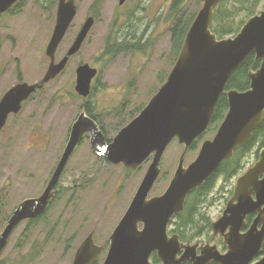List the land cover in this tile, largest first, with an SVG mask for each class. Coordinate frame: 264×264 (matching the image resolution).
I'll list each match as a JSON object with an SVG mask.
<instances>
[{"label": "rangeland", "instance_id": "obj_1", "mask_svg": "<svg viewBox=\"0 0 264 264\" xmlns=\"http://www.w3.org/2000/svg\"><path fill=\"white\" fill-rule=\"evenodd\" d=\"M21 1L22 17L6 20L4 24L13 28L0 32L10 35L9 39L3 35L0 41V99L17 83H39L49 66L45 49L54 27L57 0ZM73 1L77 14L57 49L56 60L63 57L92 12L95 23L85 42L77 55L70 58L64 72L23 103L21 111L10 116L0 132V234L19 203L44 191L83 106L101 119L104 130L99 129L105 141L112 140L139 114L128 120L146 106L175 63L172 28L177 22L183 24L202 5V0H186L172 10L175 0H128L121 7L118 0ZM234 1L227 0V9L235 7L232 28L236 29L250 17L245 11L249 6ZM247 1L256 14L264 8V0L258 6L255 0ZM15 37L19 39L16 48ZM116 40L119 44L128 41L129 46L137 49L106 55L107 43ZM17 56L21 65L18 78ZM80 64L99 71L93 91L86 99L74 91L75 70ZM218 127L204 133L196 150H188L185 166L196 158L202 142L213 138ZM88 142L85 139L71 156L57 185L56 201L47 214L33 225L22 222L13 231L0 255L1 263L72 264L76 249L90 233L95 243L104 247L99 257L103 262L108 238L127 210L150 161L127 171L98 159ZM259 148V144L251 147L241 161L239 172L227 179L217 174L214 188L199 207L205 223L198 224L193 233L199 228L205 230L206 222L210 224L221 215L236 179L256 162ZM181 152L182 146L173 140L162 156L161 173L149 197L164 193ZM191 233L187 231L192 242L205 241L211 236L210 230L205 234ZM150 262L154 264L153 259ZM158 264H161L159 260Z\"/></svg>", "mask_w": 264, "mask_h": 264}, {"label": "water", "instance_id": "obj_2", "mask_svg": "<svg viewBox=\"0 0 264 264\" xmlns=\"http://www.w3.org/2000/svg\"><path fill=\"white\" fill-rule=\"evenodd\" d=\"M14 1L0 0V13ZM126 1L118 0L117 5L121 7ZM220 1L202 0L165 82L110 143L105 141L95 122L84 113L78 116L44 191L19 203L7 220L0 234V255L19 224L45 213L66 165L85 134L92 138V152L111 166L134 171L150 161L127 210L108 238L102 264H151L152 254L161 264L185 261L234 264L235 260L249 264L260 253L264 240V148L259 150L258 160L236 179L225 209L211 223L213 238L223 237L226 254H219L215 246L183 244L177 235L168 234L169 224L183 211L186 198L211 178L223 161L232 158L235 150L248 144L264 116V8L250 17L234 37L217 39L210 27ZM76 14L73 0H58L54 30L45 49L49 59L47 71L39 83H18L2 96L0 131L9 115L18 114L22 103L54 80L69 58L79 52L94 25L93 17L85 20L66 55L55 63V53ZM250 56L261 63L257 70L249 72V88L243 92L226 90L232 74ZM96 76L97 69L88 64L79 65L75 70V93L87 98ZM221 96L226 98L228 106L222 122L213 138L203 141L196 158L185 166L189 147L207 130ZM173 140L182 146L177 167L164 193L149 197L161 173L162 156ZM253 212H258L253 224L245 234L239 235L246 215ZM259 224L263 227L257 230ZM197 249L201 252L198 257L194 254ZM103 251L104 247L97 245L90 233L76 249L72 264H93ZM255 264H264V257Z\"/></svg>", "mask_w": 264, "mask_h": 264}, {"label": "trees", "instance_id": "obj_3", "mask_svg": "<svg viewBox=\"0 0 264 264\" xmlns=\"http://www.w3.org/2000/svg\"><path fill=\"white\" fill-rule=\"evenodd\" d=\"M256 6H258L261 1L263 0H255ZM186 0H175L174 5L172 7V10H175L177 6L181 4H185ZM235 4H244L249 7H245V11L248 12L249 17H252L256 14V11L253 10V6L251 3H249L247 0H235ZM234 5L231 9H227V0H221L213 12V21L210 27V30L217 39H224L229 37H234L238 32L239 28H232L233 20H234ZM196 13L190 16L186 21L183 22V24L177 22V24L172 28L171 32V38H172V50L177 57L179 50L182 46L183 40L185 38L186 32L194 19ZM107 52L106 55L110 56H116L119 53L124 52H130L134 49H137L136 47L129 46V42L127 41L126 44H119L118 41H114L111 43H107ZM261 61L256 60L254 56H250L248 59L244 61L243 64L239 66V68L232 74L231 78L229 79L226 90H237L239 92L246 91L249 88V72L255 71L259 68ZM227 100L224 96H221L214 114L211 118V121L209 123L208 129L205 133H207L212 127H217L222 122L226 112H227ZM83 111L87 115H92L90 108L83 106ZM139 113L137 111L135 115H131V118L128 120H131L136 114ZM94 118V117H93ZM95 119V118H94ZM102 130V129H101ZM204 135V134H203ZM202 135V136H203ZM202 136L198 137L193 144L189 147L190 151H194L198 148V142L201 140ZM107 143H110L111 140H106ZM255 144H259L260 148L264 147V116L262 119L261 124L253 131L252 136L250 138L249 143L237 150H235L234 155L230 159H226L222 162L220 165L218 171L209 178L201 187L197 188L194 192H192L185 200L184 208L181 213L173 217V219L170 222L169 227H174V230L169 231L171 234H177L179 235L180 239L182 241L186 240H192V237L187 234V231H192V234H205L206 231L210 230V224L206 222L204 225L205 230L200 231L202 229L199 228L197 233H193L198 228V224L205 223V219L202 216V214L199 212L200 205L203 202V199L211 192V190L214 188L215 178L217 174L224 175L227 178L232 176L234 173L239 172L241 170V161L246 156L248 151L251 149L252 146ZM57 197V195H56ZM56 201V198L53 199V203ZM51 205L49 206L48 210L51 208ZM41 215L40 217L32 220H28V225H33L37 223L39 220H41L46 214ZM201 233H200V232ZM264 252V249H263ZM151 259H153L154 264H158V260L156 259L155 255L151 256ZM150 259V260H151ZM100 258H98L94 264H101ZM0 264H3L0 262Z\"/></svg>", "mask_w": 264, "mask_h": 264}, {"label": "flooded vegetation", "instance_id": "obj_4", "mask_svg": "<svg viewBox=\"0 0 264 264\" xmlns=\"http://www.w3.org/2000/svg\"><path fill=\"white\" fill-rule=\"evenodd\" d=\"M128 1V0H127ZM126 1V2H127ZM57 7H58V0H57ZM57 7H56V13H57ZM21 10H22V1L21 0H15L14 2H13V4L11 5V6H9L5 11H3V12H1L0 13V32L1 31H3V30H5V31H7L8 30V28L10 27L11 29L13 28L12 27V25L10 24V25H6V24H4V22L6 21V20H13V19H16V17H22V12H21ZM92 15V16H91ZM76 17V16H75ZM88 17H93V18H95V16L92 14V12H90V14L88 15ZM87 17V18H88ZM86 18V19H87ZM75 19V18H74ZM17 20V19H16ZM74 21V20H73ZM55 22H56V14H55ZM55 22H54V26H55ZM85 22V21H84ZM73 23V22H72ZM94 23H95V19H94ZM72 25V24H71ZM71 25H70V27H71ZM83 25V24H82ZM70 27L68 28V30H67V32H66V34H65V36H64V38L62 39V41H61V43L63 42V40L65 39V37H66V35H67V33H68V31H69V29H70ZM82 27V26H81ZM81 27H80V29H81ZM79 29V30H80ZM92 29V28H91ZM53 30H54V27H53ZM79 32V31H78ZM17 33V32H16ZM52 33H53V31H52ZM78 34V33H77ZM3 35L4 34H1L0 33V41H1V39H2V37H3ZM16 35V34H15ZM4 36H6V38L7 39H9L10 38V35H4ZM51 36H52V34H51ZM75 37H76V35H75ZM75 37L72 39V41L70 42V44H69V47H68V49L70 48V46L72 45V43H73V41H74V39H75ZM86 40V39H85ZM85 42V41H84ZM83 42V43H84ZM15 47L14 48H16L17 46H18V44H19V39H17L16 37H15ZM61 43L59 44V46L61 45ZM83 45V44H82ZM59 46H58V48H59ZM82 47V46H81ZM68 49H66V51H65V53H64V55H63V57L66 55V53H67V51H68ZM57 52V51H56ZM75 55H77V54H75ZM74 55V56H75ZM55 56H56V53H55ZM62 57V58H63ZM73 57V56H72ZM72 57H70V58H72ZM61 58V59H62ZM70 58H69V60H70ZM60 59V60H61ZM60 60H56V58H55V63H58ZM69 60H68V62H69ZM68 62H67V64H68ZM67 64H66V67H67ZM81 65V64H80ZM79 66V65H78ZM65 67V68H66ZM91 67V66H90ZM65 68H64V70H65ZM92 68H94V67H92ZM96 69V68H95ZM15 70H16V78H18V74L20 73V70H21V65H20V57H16L15 58ZM64 70L62 71V72H60V74L58 75V76H60L61 75V73H63L64 72ZM98 74H99V71H98V69H97V76L92 80V82H91V90H90V94L92 93V91H93V87H94V84H95V82H97V77H98ZM57 76V77H58ZM56 77V78H57ZM55 78V79H56ZM76 78V77H75ZM52 81H54V80H52ZM51 82V81H50ZM49 82V83H50ZM18 84V83H17ZM45 87V86H44ZM39 91H41V90H39ZM89 94V95H90ZM34 95V94H33ZM31 98V96L29 97V99ZM88 98V97H87ZM28 99V100H29ZM86 99V98H85ZM27 100V101H28ZM26 101H24L23 103H25ZM23 103H22V105H23ZM21 108H22V106H21ZM21 111V110H20ZM19 111V112H20ZM81 113H84L86 116H87V118H89V119H91L93 122H95L96 123V125L98 126V128L99 127H101V128H103L102 126H101V123H100V121L99 120H101L98 116H95V115H87L84 111H83V109L81 108ZM80 113V114H81ZM17 115V114H16ZM10 116H15V115H9V117ZM8 117V118H9ZM95 119H94V118ZM78 118V117H77ZM76 118V119H77ZM76 119H75V121H76ZM74 121V122H75ZM73 122V123H74ZM100 128V129H101ZM103 130H104V128H103ZM2 131V130H1ZM0 131V132H1ZM70 133V132H69ZM103 134V133H102ZM104 135V134H103ZM85 139H88V143H89V146H90V148H91V137L89 136V134H85L84 135V137H83V139H82V141L80 142V144L85 140ZM105 139V138H104ZM68 141V140H67ZM79 144V145H80ZM79 145L77 146V148L79 147ZM260 147V146H259ZM65 148V147H64ZM76 148V149H77ZM262 148H264V147H262ZM76 149H75V151H76ZM261 148H259V150H260ZM259 150H258V152H259ZM74 151V152H75ZM258 152H257V154H256V156H255V158H256V161L258 160ZM63 153V152H62ZM94 154V153H93ZM62 155V154H61ZM98 159H102V161L103 160H105L104 158H99L96 154H94ZM61 157V156H60ZM106 161V160H105ZM106 163H107V161H106ZM108 164V163H107ZM67 166V165H66ZM114 167H117V166H114ZM119 167H122V166H119ZM56 168V167H55ZM55 168H54V170H55ZM66 168V167H65ZM124 170H126L124 167H122ZM64 171H65V169H64ZM64 171H63V173H64ZM127 171H129V170H127ZM54 172V171H53ZM63 173H62V175H63ZM61 175V176H62ZM61 178V177H60ZM60 180V179H59ZM58 183H59V181H58ZM58 183H57V185H58ZM57 185H56V187H55V195H54V199L56 198V195H57V191H56V188H57ZM234 190V189H233ZM232 194H233V191L231 192V194H230V197L228 198V200L231 198V196H232ZM41 195V194H40ZM39 195V196H40ZM227 200V201H228ZM227 201H226V203H227ZM52 202H53V200H52ZM52 202L48 205V207H47V209L49 208V206L52 204ZM226 203H225V205L224 206H226ZM52 206V205H51ZM264 207V205L262 206V208ZM47 209H46V211H45V213L47 212ZM224 209H225V207H224ZM223 209V210H224ZM223 212V211H222ZM222 212H221V214H222ZM44 213V214H45ZM43 214V215H44ZM257 215H258V212H253V213H250V214H248V215H246V217H245V219H244V224H245V226L242 228V230L240 231V233H239V235H243V234H245L246 233V231L250 228V226L253 224V222H254V220L256 219V217H257ZM221 216V215H220ZM219 216V217H220ZM218 217V218H219ZM217 218V219H218ZM25 221H28V220H25ZM25 221H23V222H25ZM216 221V220H215ZM212 222H214V221H212ZM211 222V223H212ZM211 223H210V233H211V236H210V238L208 239V240H205V241H195V242H192V241H190V240H184V241H182L181 239H180V237H179V235H177V234H170V236L171 235H177L178 236V238H179V241L181 242V243H183V244H187V243H189V244H196V243H198V245H202L203 247H205V246H209V247H213V246H215L216 247V249H217V251H218V253L219 254H221V255H224V254H226L227 253V251H228V249H227V246L224 244V239H223V237H221L220 235H217L215 238H213V232H212V230H211ZM170 226V225H169ZM263 227V225L262 224H259L258 226H257V230H260L261 228ZM170 228V227H169ZM170 233V232H169ZM226 234H228L229 233V230H226V232H225ZM263 249H264V240H263V242H262V244H261V249H260V253L258 254V255H256V256H254L253 258H252V260L250 261V263L249 264H255L256 262H258L262 257H264V252H263ZM104 253V251L102 252V254ZM184 253V250L182 251V253L180 254V256L182 255ZM200 250L199 249H197L196 250V253H194L195 254V256H199L200 255ZM153 255H155V254H153ZM156 256V255H155ZM179 256V257H180ZM100 257V256H99ZM98 257V258H99ZM97 258V259H98ZM96 259V260H97ZM95 260V261H96ZM95 261L93 262V264L95 263ZM243 263V261L242 260H235V262H234V264H242ZM182 264H193L192 262H190V261H185V262H183ZM208 264H219L218 262H215V261H210Z\"/></svg>", "mask_w": 264, "mask_h": 264}]
</instances>
